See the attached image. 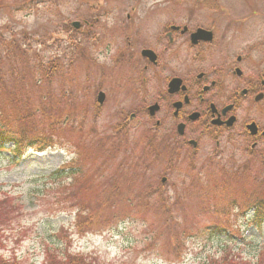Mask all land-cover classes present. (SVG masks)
I'll return each instance as SVG.
<instances>
[{
	"label": "rangeland",
	"instance_id": "1",
	"mask_svg": "<svg viewBox=\"0 0 264 264\" xmlns=\"http://www.w3.org/2000/svg\"><path fill=\"white\" fill-rule=\"evenodd\" d=\"M104 3L0 0V127L9 129L23 117L25 126L40 134L47 133L44 127L50 121L68 120L52 133V149L42 153L28 149L14 161L8 152L0 155V200L20 208L16 218L1 227L0 255L19 264H43L46 250L67 248L72 255L96 258L99 264H208L224 256L232 264H264V225L253 229L245 220L248 215L244 218L238 211L259 195L254 190L258 182L252 179L264 180V175L248 169L242 174L254 188L232 187L231 177L236 176L221 175L215 168L233 172L241 159L214 161L205 158L208 151H202L204 156L185 161L182 152L171 157L170 151L153 148L154 155L147 150L150 126L144 117L124 129L119 124L122 117L112 119L113 108L98 111L96 95L104 90L101 70L109 88H114L110 83L125 81L108 76L115 64L102 57L101 47L88 45L80 32L69 34V23L82 19L84 10ZM36 68L40 86L35 90L31 85ZM49 70L51 81L46 83L42 71ZM46 94L50 99L45 107H51L52 120L38 111L37 98L40 95L45 101ZM32 104L37 108L34 117L29 112ZM113 146L116 155L106 167ZM77 158L88 180L86 184L76 181L73 191L77 196L82 191L83 201L105 222L85 233L74 228L79 209L68 208L76 196L72 200L63 190L72 183V175L52 179ZM99 164L105 169L97 177ZM220 176L227 187L208 192L210 180ZM114 186L121 189L111 193ZM223 208L229 209L225 213ZM219 209L216 217L213 211ZM216 223L228 225L229 232L219 236L202 232Z\"/></svg>",
	"mask_w": 264,
	"mask_h": 264
},
{
	"label": "flooded vegetation",
	"instance_id": "2",
	"mask_svg": "<svg viewBox=\"0 0 264 264\" xmlns=\"http://www.w3.org/2000/svg\"><path fill=\"white\" fill-rule=\"evenodd\" d=\"M104 1L69 23L125 81L109 88L101 70L100 111L124 129L144 117L149 142L170 151L264 174V0Z\"/></svg>",
	"mask_w": 264,
	"mask_h": 264
},
{
	"label": "trees",
	"instance_id": "3",
	"mask_svg": "<svg viewBox=\"0 0 264 264\" xmlns=\"http://www.w3.org/2000/svg\"><path fill=\"white\" fill-rule=\"evenodd\" d=\"M42 72H43L42 77L44 78L45 82L47 83L49 80L51 81L52 73L50 72V70L42 71ZM32 76H33V83L31 85V88L36 90L37 87L40 86L39 81H37V68H36V71L33 72ZM20 85L24 89V84L21 81H20ZM20 95L23 97L22 93H20ZM46 95L47 97L45 101H42V99H40V95L38 96L37 98V105H39L38 111H40V114L42 116L49 118V120H52L51 107L50 106L45 107L50 99L48 94ZM31 102L33 103V101ZM29 112H32L31 115L32 117H34L37 114V108H35L32 104V107ZM55 117L56 116L54 115V118ZM28 119H29V115H28ZM23 120H24L23 117L21 118L19 117L18 119L16 118L13 123V127L9 129L8 128L6 129L2 126L0 127V155L3 152H8L11 155V158H10L11 161L19 159V157L24 152H26L28 149L34 150V152L36 153H41L47 149H52L55 146V140H53L52 133H56L55 132L56 130L58 132L62 128L61 126L62 124L64 125L66 123L68 124V120L66 122L53 120V121H50V123L48 124L49 126L44 127L47 133L42 132L40 134H33L32 130L30 128H27V126H25V121L23 122ZM146 144H147L148 152L153 153V148H155L154 149L155 151L157 150V151L163 152L164 150L163 148H156L150 142H147ZM116 150L117 149L115 146H113L112 148L108 150V153L110 156H109V160L106 161L108 163V166L106 167L111 166V163L113 162V159L116 155ZM83 151L85 155V150L83 149ZM180 151L181 150H178V153ZM188 160L194 161L195 156L189 155ZM97 167L98 168H95V172L97 173V177H100L98 173H102L105 168L101 164L97 165ZM65 170H69V172H65ZM84 173H85V169H83L80 166V160L79 158H77L76 160H72L70 163H68L66 166L56 171L52 175V179L54 180L60 178L63 175H65L64 178L68 175L69 176L72 175V183L68 187L64 186L63 190L66 191V195H68L70 199L73 200L74 196H76L77 198V200L74 201V203L68 208L72 209V208L77 207L79 209V211L76 213V216H75V225H74V228L78 233L87 232L96 223L105 225V222L98 216V211L92 210L83 201V199L81 198L82 191L78 193L79 196H77L75 192L73 191V186L75 185L76 181L79 182V180H81L83 184H86V181L88 180V176L87 174H84ZM221 177L222 176L218 177L216 181L215 179L210 180V183L208 185L212 186V191H208V192H217L218 187H222L223 185L226 186V183H227L226 180L221 179ZM231 178L233 179L232 184H231L232 187L246 189V190H248L250 187H253L251 182H242L241 177H231ZM254 181H257V179L254 178L252 180V183ZM113 182L115 183V181ZM59 185L60 183H58V186ZM263 185H264L263 180L258 182L257 188L254 190H257V193L259 195H257L255 199L252 198L248 202L250 205H242L238 207L239 213L244 218H246V216L248 215V218L245 219L247 224L256 230H260L262 227V224L264 223V189L262 188ZM201 187L205 188L204 185H201ZM245 187H248V188H245ZM119 189L121 188L114 186V190L111 191L110 189V192L116 193L119 191ZM49 191H52V189H49ZM205 195L208 196L207 194ZM3 206H5V208ZM229 208H225V210L223 208L222 211H225L226 213ZM13 209H18V210L14 211ZM19 211H20V208L12 207L9 204V202H7V199L0 200V230H1V227L5 226L8 222L16 218V215L19 214ZM219 212H220V209L213 211V215L216 216L218 215ZM201 230L208 236H214V234L215 236H219V235H224L225 233H228L230 228L228 225H220L216 223V224H213L212 226H208L206 228L204 227ZM0 249H1V236H0ZM228 258H229L228 256H224L220 261L211 260L208 264H232ZM0 264H19V263H17L13 259L12 260L5 259L2 255H0ZM43 264H99V263L97 262L96 258H93L91 256H83L80 254L72 255L68 252L67 248H64L61 250H52V251L46 250Z\"/></svg>",
	"mask_w": 264,
	"mask_h": 264
}]
</instances>
